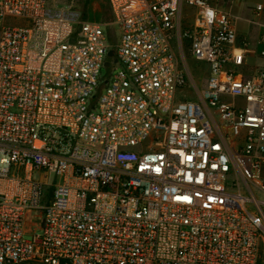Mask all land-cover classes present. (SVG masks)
<instances>
[{
    "label": "built area",
    "instance_id": "2783aa9c",
    "mask_svg": "<svg viewBox=\"0 0 264 264\" xmlns=\"http://www.w3.org/2000/svg\"><path fill=\"white\" fill-rule=\"evenodd\" d=\"M106 1L114 44L70 3L0 0V264H258L264 65L231 0Z\"/></svg>",
    "mask_w": 264,
    "mask_h": 264
},
{
    "label": "rangeland",
    "instance_id": "374dc122",
    "mask_svg": "<svg viewBox=\"0 0 264 264\" xmlns=\"http://www.w3.org/2000/svg\"><path fill=\"white\" fill-rule=\"evenodd\" d=\"M56 2L61 3H70L76 8H78L84 19L86 20H96L100 21L105 25V32L108 35L110 43L114 44L119 37V30L115 26L113 15L111 10L106 2V0H55ZM263 0H234L233 5L240 4V8L243 12H240L243 15L249 14V8L255 5L257 2H262ZM191 19V17H190ZM256 29L253 28L251 36L254 38L257 35ZM253 43V41H251ZM190 45L191 41L189 39L183 40H174L172 42L174 55L178 61L179 67H187L190 73H192L193 80L198 86H202L205 82V77L207 73V67L204 62L197 61L193 59L190 55ZM256 64V62L252 63ZM254 67L259 66L258 64L253 65ZM117 67V64L111 63L106 67H102V75L109 76L114 68ZM243 68V67H242ZM186 96L183 97L182 94ZM196 90L191 83L187 86L179 88L177 91V97L183 99H195ZM25 238H29V234L24 235ZM23 264H43L37 262H27ZM260 264H264V251L261 252Z\"/></svg>",
    "mask_w": 264,
    "mask_h": 264
},
{
    "label": "crops",
    "instance_id": "0c3cea01",
    "mask_svg": "<svg viewBox=\"0 0 264 264\" xmlns=\"http://www.w3.org/2000/svg\"><path fill=\"white\" fill-rule=\"evenodd\" d=\"M232 3H234V0L226 1V3H224L223 6L229 8L232 12L240 16V19H238L235 23L236 32L238 34V37L239 38L247 37L248 39H250V41H253V43L251 42V45L246 51V59H245L246 65L244 66V69H246V71L249 72L253 70V68H255L253 65H256V64H258L259 66L264 65V58L258 56L259 46L256 43L257 37L259 36L261 32L264 31V28L261 25L252 24L249 22V19L253 17L254 6L258 3H261L264 5V0L262 2H257L255 5L251 7H248L249 14L247 13V15H243L240 13V12H243L242 9L240 8V4L233 5ZM260 13L261 14L259 15V20L261 23H263L264 22V8ZM253 28L256 29V32H258L254 38L251 36ZM254 62H256V64L252 65V63Z\"/></svg>",
    "mask_w": 264,
    "mask_h": 264
},
{
    "label": "water",
    "instance_id": "95a60500",
    "mask_svg": "<svg viewBox=\"0 0 264 264\" xmlns=\"http://www.w3.org/2000/svg\"><path fill=\"white\" fill-rule=\"evenodd\" d=\"M113 55H114L113 49H109V50H108V56H109V57H113ZM115 60H116V59H114V61H115ZM108 63H109V60H106L105 63H104L105 66H107Z\"/></svg>",
    "mask_w": 264,
    "mask_h": 264
},
{
    "label": "trees",
    "instance_id": "16d2710c",
    "mask_svg": "<svg viewBox=\"0 0 264 264\" xmlns=\"http://www.w3.org/2000/svg\"><path fill=\"white\" fill-rule=\"evenodd\" d=\"M107 2V1H106ZM61 264H65V263H61ZM258 264H260V260L258 261Z\"/></svg>",
    "mask_w": 264,
    "mask_h": 264
}]
</instances>
